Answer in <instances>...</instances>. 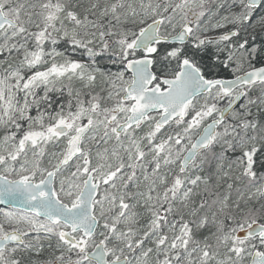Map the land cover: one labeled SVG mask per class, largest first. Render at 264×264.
Masks as SVG:
<instances>
[{
    "label": "snow or ice",
    "instance_id": "obj_1",
    "mask_svg": "<svg viewBox=\"0 0 264 264\" xmlns=\"http://www.w3.org/2000/svg\"><path fill=\"white\" fill-rule=\"evenodd\" d=\"M0 204V264H264V0H0Z\"/></svg>",
    "mask_w": 264,
    "mask_h": 264
},
{
    "label": "water",
    "instance_id": "obj_2",
    "mask_svg": "<svg viewBox=\"0 0 264 264\" xmlns=\"http://www.w3.org/2000/svg\"><path fill=\"white\" fill-rule=\"evenodd\" d=\"M0 207H5V205L0 204Z\"/></svg>",
    "mask_w": 264,
    "mask_h": 264
},
{
    "label": "trees",
    "instance_id": "obj_3",
    "mask_svg": "<svg viewBox=\"0 0 264 264\" xmlns=\"http://www.w3.org/2000/svg\"><path fill=\"white\" fill-rule=\"evenodd\" d=\"M111 67V66H110ZM113 69H115V67H113Z\"/></svg>",
    "mask_w": 264,
    "mask_h": 264
},
{
    "label": "rangeland",
    "instance_id": "obj_4",
    "mask_svg": "<svg viewBox=\"0 0 264 264\" xmlns=\"http://www.w3.org/2000/svg\"><path fill=\"white\" fill-rule=\"evenodd\" d=\"M112 70H115V69H112Z\"/></svg>",
    "mask_w": 264,
    "mask_h": 264
}]
</instances>
